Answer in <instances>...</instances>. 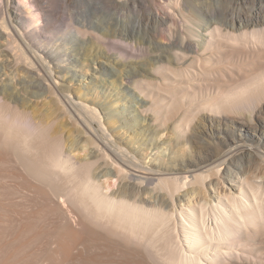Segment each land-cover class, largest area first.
Wrapping results in <instances>:
<instances>
[{"label": "bare ground", "instance_id": "bare-ground-1", "mask_svg": "<svg viewBox=\"0 0 264 264\" xmlns=\"http://www.w3.org/2000/svg\"><path fill=\"white\" fill-rule=\"evenodd\" d=\"M60 1L0 0V12L6 4L20 14L0 23V52L10 54L0 64V159L14 163L55 223L15 233L24 241L0 264H22L25 235L55 243L31 264H264V179L244 175L264 168V14L220 17L196 0H79L73 25L57 23L56 6L72 0ZM56 36L73 43L50 60L36 47ZM90 36L104 60L86 61L92 70L81 74ZM137 36L138 53L113 42ZM14 67L44 70L45 80L15 78ZM179 79L177 93L158 89ZM76 81L81 95L70 90ZM44 96V107L33 99ZM174 118L195 147L214 129L219 150L201 163L146 165L141 150L156 148Z\"/></svg>", "mask_w": 264, "mask_h": 264}, {"label": "rangeland", "instance_id": "rangeland-1", "mask_svg": "<svg viewBox=\"0 0 264 264\" xmlns=\"http://www.w3.org/2000/svg\"><path fill=\"white\" fill-rule=\"evenodd\" d=\"M62 1V0H61ZM60 1V3H61ZM161 3H163L165 0H159ZM206 7L209 6V10H214L220 17H224V15H233V14H243V15H251L255 11H257L260 14H264V0H196V9H202L204 10V5ZM60 5V4H59ZM4 9L0 12V23L6 21L9 23L10 16L9 13L14 16L20 15L18 12H14L15 7L9 6L6 7V4L4 5ZM184 7V5H183ZM1 8V6H0ZM82 9L81 2L79 0H72L68 5L60 7L56 6V15L59 17V20L57 21L62 23V21H66L67 23H72L73 25L76 24V22L79 20L80 16H78V11ZM186 10V8H185ZM196 12V10H195ZM199 15H202L198 11ZM204 16V15H203ZM100 17V16H99ZM16 25H18L17 21L15 22ZM77 25V24H76ZM113 27V25L110 24H104L102 25V28L104 30H110ZM73 28V27H72ZM74 29V28H73ZM23 30L27 31L23 28ZM73 32L72 30H70ZM152 36V33H150ZM5 32L0 27V47L5 42ZM59 37H55V40H51L50 43L45 44L42 43L41 46L43 48L36 49L42 53L44 56L47 57V59H52L51 57H57V55L64 54L65 55V45L66 47H70V43L73 41L72 39H67L62 44L61 41L58 40ZM88 48H86L84 53H81L78 55H71V60L75 62L77 56L79 57V64L81 65V68H77V70L81 71L82 74L84 69L92 70V67L86 66V61L90 64L93 59H95V63L98 61L104 60L102 57L99 59H96L95 55L93 54L94 48L100 44L95 37L90 36L88 38ZM129 43H126L122 40L113 39V42L124 46L126 49L133 51L135 53H138L139 51L135 49V46H138V42L140 41L139 37H130ZM66 42L68 43L66 45ZM65 43V44H64ZM73 43V42H72ZM16 46L17 51H25L27 55L30 57V50H28V47L24 45L21 41L14 44ZM60 45V46H59ZM53 47L50 49V47ZM1 49V48H0ZM42 51V52H41ZM113 53H117V49H113ZM48 53V54H47ZM76 53V52H75ZM49 55V56H48ZM9 55H4V53L0 52V64L1 66L5 62H8ZM84 58H89V60H85ZM131 59V58H128ZM127 59V60H128ZM70 60V61H71ZM192 61V59H190ZM189 61V62H190ZM54 65V64H53ZM63 65V63H62ZM37 66V64H35ZM70 66V65H69ZM94 66H98V64H95ZM16 72V77H19L20 75H24L29 77L32 81L37 82L38 80H45L46 73L44 70H40L41 75L37 74V70L35 68L31 69L30 73H25L22 68L20 67H14L11 68ZM56 69V68H54ZM58 69V70H57ZM57 71H62L60 68H57ZM9 69H7L8 72ZM64 70V69H63ZM43 71V72H42ZM2 72H4V69H2ZM11 73V72H10ZM9 73V74H10ZM61 74H66V76H70V74H73V72L67 73L66 70L61 72ZM60 74H56V78L60 80V82H63V79L59 77ZM112 75V72H109V76ZM5 77V76H4ZM3 77V78H4ZM81 78V77H78ZM184 79H179L176 82H168V81H161L160 87L158 89H161L162 91H166V89H170L172 92L177 93L181 91L183 87V81ZM69 81V80H68ZM79 81L70 82L69 85L70 90L78 93L81 95V92L83 90H79L77 88V84ZM68 83V82H65ZM96 83V82H95ZM215 84L217 82L215 81ZM214 87L216 85H213ZM97 88L100 90L101 87L97 86ZM17 90H22L20 88H17ZM29 91H36L39 93V90L36 88H28ZM217 90V89H216ZM108 92H112L111 86H109ZM23 93V91H22ZM161 94H164L161 92ZM99 95V94H98ZM37 99V101L41 102L39 103L40 106L44 107L43 100L46 99V96L41 98H33ZM46 107L50 109V111H55L53 104L47 103ZM167 107H164V110H166ZM261 110V119L262 121L259 122V125L264 126V104H262ZM63 119L59 120L62 121ZM178 118L171 119L166 127V130L162 131L159 135V141L158 146L154 149L141 150V159L146 163V165H152L155 164L157 166H167L172 167L175 164H179L180 162H186L189 163H201L206 160L208 157V154L210 155L212 153H215L219 150V141L216 137V133L214 129L209 130L210 136H204V143L207 141L208 146L201 147V144L199 143L197 147H195V141L196 139L193 138V135L191 133H187L185 136L183 134H178L176 131H180V127H176V121ZM201 120V119H200ZM201 122H197V124H200ZM241 129H245L241 126ZM126 132V131H125ZM129 135V134H127ZM244 142L249 143L250 139L245 138ZM82 154H84V151H82ZM257 166L250 168H247L245 172V176H248L249 174L252 175H258L261 176V179H264V168L258 170L256 168ZM17 167H14V163L10 161L9 159H0V247L2 248V252L0 255V261L4 257L5 254L12 251V248L16 245L22 244L24 239H14V235L17 232L23 231L31 232L34 231V233H38L41 229L44 230H52L55 228V223L53 222L51 216L48 213V210L46 209V204L39 198L34 190L28 186V184L24 181L23 178L20 177V175L17 172ZM226 178V177H225ZM225 178H223L222 184L225 186V188L232 187V184L226 181ZM113 182V180H112ZM110 184V182H108ZM114 185V184H113ZM112 188H116L115 186H111ZM208 194L214 195V190L212 188H207ZM236 191V190H234ZM75 220V217H73ZM22 233V232H21ZM25 235V234H24ZM27 240L32 241L29 247H23L20 252H17L15 256L17 258H21L22 264H31L36 262L42 252H49L51 250V247H55V243H49L46 239V235L40 236L38 239H34L28 235H25ZM24 260V261H23Z\"/></svg>", "mask_w": 264, "mask_h": 264}]
</instances>
